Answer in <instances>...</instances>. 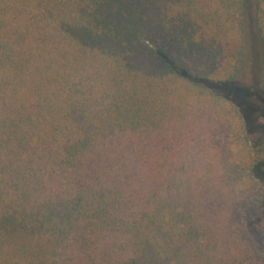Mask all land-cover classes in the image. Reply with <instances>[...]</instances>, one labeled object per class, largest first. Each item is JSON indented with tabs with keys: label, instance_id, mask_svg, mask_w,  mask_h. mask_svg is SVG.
<instances>
[{
	"label": "trees",
	"instance_id": "1",
	"mask_svg": "<svg viewBox=\"0 0 264 264\" xmlns=\"http://www.w3.org/2000/svg\"><path fill=\"white\" fill-rule=\"evenodd\" d=\"M250 1L0 0V264H264Z\"/></svg>",
	"mask_w": 264,
	"mask_h": 264
},
{
	"label": "rangeland",
	"instance_id": "2",
	"mask_svg": "<svg viewBox=\"0 0 264 264\" xmlns=\"http://www.w3.org/2000/svg\"><path fill=\"white\" fill-rule=\"evenodd\" d=\"M247 29V57L240 76L233 86L241 114L257 154L255 175L261 184L255 205L246 211L249 232L258 250L264 252V57L255 26L253 0L245 15Z\"/></svg>",
	"mask_w": 264,
	"mask_h": 264
}]
</instances>
